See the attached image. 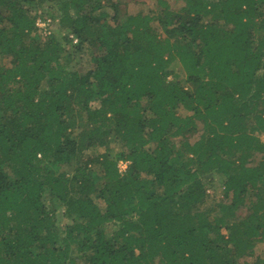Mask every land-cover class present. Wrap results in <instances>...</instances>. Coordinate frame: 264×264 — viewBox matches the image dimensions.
Listing matches in <instances>:
<instances>
[{
  "label": "trees",
  "instance_id": "1",
  "mask_svg": "<svg viewBox=\"0 0 264 264\" xmlns=\"http://www.w3.org/2000/svg\"><path fill=\"white\" fill-rule=\"evenodd\" d=\"M157 1L0 0V264H264V0Z\"/></svg>",
  "mask_w": 264,
  "mask_h": 264
},
{
  "label": "rangeland",
  "instance_id": "2",
  "mask_svg": "<svg viewBox=\"0 0 264 264\" xmlns=\"http://www.w3.org/2000/svg\"><path fill=\"white\" fill-rule=\"evenodd\" d=\"M121 2V7L123 9H125L126 13H137V12H149V11H154L156 9H159V2L157 0H119ZM169 4H171V7H173L174 9H177L179 7H181L184 4V0H168ZM48 6L46 4H44L42 7L38 8L36 11L37 13H39L40 17H37L36 20H38V18L42 19V17H49L52 19V22L50 23V25L48 26V28L51 30V32L53 31H60L62 34H66L68 32H66L65 30L62 29V26L60 24L59 21V17L58 14H53V11H51L50 9L47 8ZM35 14V11L33 12ZM40 22H42V20H40ZM38 26V25H37ZM41 30L40 33L41 35H45V31L46 29L43 28L42 26H38ZM69 37L73 38V41L76 42V38H74L73 35H71L69 33ZM90 53L88 54H83V55H79L76 59L73 60V67H75L76 69H78L79 71L84 72L85 70H87L90 66ZM169 74H168V78H173L175 77L178 80H182L184 81V77H185V71L183 70V68L181 67V65L177 62L171 63V65L169 66ZM178 114H189L190 112L183 110L182 107H178L177 109ZM84 127V125L82 126ZM260 138L264 141V132L260 133ZM194 137V136H193ZM196 137V135H195ZM174 138V136H173ZM172 138V139H173ZM178 137H176L177 139ZM193 139V138H192ZM108 144V143H107ZM107 144L104 143H99L98 145H96L95 147H90V148H86L82 151H80L79 153H77V155L74 157V159L71 162H68L66 164H64V169L67 171H72L73 169V165L78 162V163H83V161L86 159L88 160L89 158H91L94 155H97L101 152H104L108 149V147H112L114 144L113 143H109L108 146ZM258 158V157H257ZM207 182V181H206ZM214 186H211L210 184H206L207 186V198L205 200V206H212V204H214L215 198H221L222 195V179L221 177H217L216 181H214ZM101 205H103L104 203L102 201H99ZM243 208L241 209V213H243L244 211L246 212V206H242ZM240 213V211H239ZM264 249V245L262 243H258L254 249L255 254H259L262 253ZM247 261L248 263L250 261H252L251 257H244L241 259V261ZM240 261V262H241ZM242 264V263H240Z\"/></svg>",
  "mask_w": 264,
  "mask_h": 264
},
{
  "label": "built area",
  "instance_id": "3",
  "mask_svg": "<svg viewBox=\"0 0 264 264\" xmlns=\"http://www.w3.org/2000/svg\"><path fill=\"white\" fill-rule=\"evenodd\" d=\"M40 20H42V22H40ZM52 22V19L49 17H42V19L38 18V20H36V25L38 26H42L43 28H47L45 33H50L51 30L48 28V26L50 25V23ZM129 162L127 160H121L118 164L119 166V170L123 173L128 166Z\"/></svg>",
  "mask_w": 264,
  "mask_h": 264
}]
</instances>
